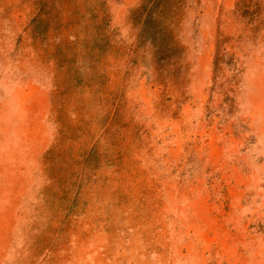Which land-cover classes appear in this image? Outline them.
<instances>
[{
    "label": "rangeland",
    "instance_id": "1",
    "mask_svg": "<svg viewBox=\"0 0 264 264\" xmlns=\"http://www.w3.org/2000/svg\"><path fill=\"white\" fill-rule=\"evenodd\" d=\"M144 1L0 0V264H264V0Z\"/></svg>",
    "mask_w": 264,
    "mask_h": 264
},
{
    "label": "trees",
    "instance_id": "2",
    "mask_svg": "<svg viewBox=\"0 0 264 264\" xmlns=\"http://www.w3.org/2000/svg\"><path fill=\"white\" fill-rule=\"evenodd\" d=\"M166 0H145L144 3L139 7L138 13L140 14L141 20V34L143 40H148L149 43L155 45L159 44L160 40L165 38V35H169L168 32L162 26L161 21L156 20L157 15H163L162 8L165 5ZM159 25V26H158ZM175 44V41L173 42ZM174 51L182 50V47H173Z\"/></svg>",
    "mask_w": 264,
    "mask_h": 264
}]
</instances>
